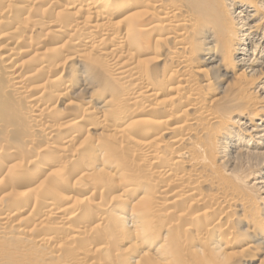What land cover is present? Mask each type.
Wrapping results in <instances>:
<instances>
[{
	"label": "bare ground",
	"instance_id": "1",
	"mask_svg": "<svg viewBox=\"0 0 264 264\" xmlns=\"http://www.w3.org/2000/svg\"><path fill=\"white\" fill-rule=\"evenodd\" d=\"M0 264H264V0H0Z\"/></svg>",
	"mask_w": 264,
	"mask_h": 264
}]
</instances>
